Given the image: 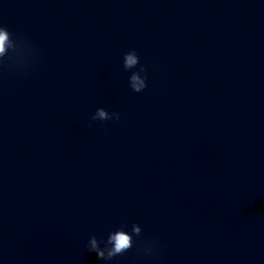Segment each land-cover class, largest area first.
Masks as SVG:
<instances>
[{
  "label": "clouds",
  "instance_id": "clouds-1",
  "mask_svg": "<svg viewBox=\"0 0 264 264\" xmlns=\"http://www.w3.org/2000/svg\"><path fill=\"white\" fill-rule=\"evenodd\" d=\"M12 37L11 33L6 27L0 26V57H2L6 51V45L9 43V37ZM3 61H0L2 63ZM139 64V57L135 50H131L124 55L123 65L124 68L132 69ZM141 72H146V69L142 66L140 71L133 72L129 78L130 87L137 93L141 92L146 88V76H141ZM120 115L118 112L109 113L104 108H97L95 114L92 116V121L100 120L107 121L116 119L119 120ZM141 233V228L137 224L132 225L131 234L122 228L110 232L107 238L106 244H110L111 248L108 250L107 256L103 251H100L97 244V237L95 235L91 236L88 244L89 251H95L97 257L103 260H112L118 255H123L133 246V236L139 237ZM146 251V250H145ZM151 251H146L147 254H151Z\"/></svg>",
  "mask_w": 264,
  "mask_h": 264
}]
</instances>
